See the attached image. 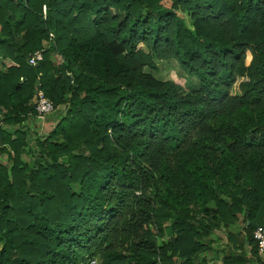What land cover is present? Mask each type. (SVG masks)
I'll return each instance as SVG.
<instances>
[{
    "label": "trees",
    "instance_id": "1",
    "mask_svg": "<svg viewBox=\"0 0 264 264\" xmlns=\"http://www.w3.org/2000/svg\"><path fill=\"white\" fill-rule=\"evenodd\" d=\"M0 154V264H264V0H0Z\"/></svg>",
    "mask_w": 264,
    "mask_h": 264
},
{
    "label": "rangeland",
    "instance_id": "2",
    "mask_svg": "<svg viewBox=\"0 0 264 264\" xmlns=\"http://www.w3.org/2000/svg\"><path fill=\"white\" fill-rule=\"evenodd\" d=\"M52 58L56 62V64H59L61 62V57L58 54H54ZM156 64H157V69L150 70L154 74V76L158 79L172 81L177 85L178 89L181 92H191L198 86V79L194 76H190L186 74L183 68L179 65V63L175 59L170 58L161 61L157 60ZM56 113H58L59 115L60 113L59 110L58 112H56L55 110L51 115L41 120L40 123L38 119L36 120L28 119L27 121L24 122L23 126H26V128H28L29 131H31L32 134L30 133V135L32 139H36V138L43 139L44 130L47 132L48 130L46 129H50V125H54L55 122L57 121L58 116L56 115ZM51 122H54V124H52ZM35 155H38L37 151ZM23 158L29 162L28 158H26L25 156H23ZM0 161L2 163H6L8 161L7 155L0 154ZM238 224L240 229L239 231H242L244 229L243 221H240ZM217 236H221V239L216 240V244H217L216 246L220 248L223 242L227 241L226 232H224V234L221 232L212 233V237L216 238ZM170 237H171V230L170 227L167 226L165 228L164 237H162L160 240L167 241L169 240ZM202 254L211 255L210 257L215 258V255L217 254V256H219L220 252H216V250H214L213 252L210 253V251L207 250L206 253H202ZM215 263L221 264V262L218 261L217 259H215Z\"/></svg>",
    "mask_w": 264,
    "mask_h": 264
},
{
    "label": "built area",
    "instance_id": "3",
    "mask_svg": "<svg viewBox=\"0 0 264 264\" xmlns=\"http://www.w3.org/2000/svg\"><path fill=\"white\" fill-rule=\"evenodd\" d=\"M43 59L42 51H35L28 58L29 65L36 66ZM35 102V114L38 119L43 120L47 116L51 115L55 111L53 102L47 98L42 91H38ZM253 239L257 244V248L260 252H264V227H258L253 231ZM90 264H96L95 260H92Z\"/></svg>",
    "mask_w": 264,
    "mask_h": 264
},
{
    "label": "crops",
    "instance_id": "4",
    "mask_svg": "<svg viewBox=\"0 0 264 264\" xmlns=\"http://www.w3.org/2000/svg\"><path fill=\"white\" fill-rule=\"evenodd\" d=\"M51 123H53V122H51ZM240 222V221H239ZM239 222H237L236 224H234V225H232V226H229V230L230 231H232V232H234V233H236V232H238L240 229H239ZM226 243L227 242H223V244L220 246V248H223V247H226L225 245H226ZM217 245V244H216ZM227 245H229V246H231L232 244H227ZM246 251H248V249L246 248L245 249Z\"/></svg>",
    "mask_w": 264,
    "mask_h": 264
},
{
    "label": "water",
    "instance_id": "5",
    "mask_svg": "<svg viewBox=\"0 0 264 264\" xmlns=\"http://www.w3.org/2000/svg\"><path fill=\"white\" fill-rule=\"evenodd\" d=\"M34 102H36V97H34Z\"/></svg>",
    "mask_w": 264,
    "mask_h": 264
}]
</instances>
